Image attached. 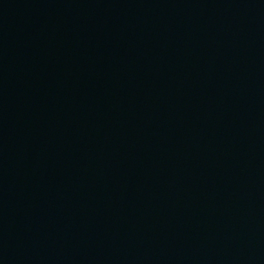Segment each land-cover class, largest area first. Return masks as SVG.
<instances>
[{
	"label": "water",
	"instance_id": "obj_1",
	"mask_svg": "<svg viewBox=\"0 0 264 264\" xmlns=\"http://www.w3.org/2000/svg\"><path fill=\"white\" fill-rule=\"evenodd\" d=\"M0 264H264V0H0Z\"/></svg>",
	"mask_w": 264,
	"mask_h": 264
}]
</instances>
